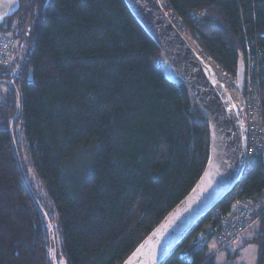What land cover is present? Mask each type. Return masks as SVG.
<instances>
[{
  "label": "trees",
  "instance_id": "obj_1",
  "mask_svg": "<svg viewBox=\"0 0 264 264\" xmlns=\"http://www.w3.org/2000/svg\"><path fill=\"white\" fill-rule=\"evenodd\" d=\"M20 1L0 24L17 42L0 81H13L20 94L14 138L53 226L58 264H124L203 176L206 113L171 77L126 0ZM166 1L225 77L243 73L248 52L264 49V0ZM261 82L264 108V69ZM1 87L0 264H51L46 225L10 132L16 93ZM238 185L264 202V150ZM263 209L259 234L248 240L259 247L257 264H264ZM206 224L205 216L162 264H215L223 248L210 251Z\"/></svg>",
  "mask_w": 264,
  "mask_h": 264
},
{
  "label": "water",
  "instance_id": "obj_2",
  "mask_svg": "<svg viewBox=\"0 0 264 264\" xmlns=\"http://www.w3.org/2000/svg\"><path fill=\"white\" fill-rule=\"evenodd\" d=\"M50 0H47L49 2ZM129 8L154 40L170 65L169 73L191 91L207 116L210 130V156L206 170L193 191L143 241L124 264H162L195 228L242 180L246 163V136L237 107L222 82L200 58L198 52L171 22L160 0H126ZM21 9L20 0H0V24ZM244 84L245 68L238 75ZM17 97V112L10 132L21 177L39 208L50 239L51 264H58L56 237L51 221L37 199L23 170L14 138L21 114L20 94L13 81H0Z\"/></svg>",
  "mask_w": 264,
  "mask_h": 264
},
{
  "label": "built area",
  "instance_id": "obj_3",
  "mask_svg": "<svg viewBox=\"0 0 264 264\" xmlns=\"http://www.w3.org/2000/svg\"><path fill=\"white\" fill-rule=\"evenodd\" d=\"M167 13L180 34L187 42L191 41L193 36L182 19L171 9ZM16 48L17 42L12 33H0V67H7L12 63V52ZM198 54L211 67V56L204 51H199ZM263 58L264 49L257 48L255 52H248L243 85L238 75L222 81L234 105L243 112L247 150L245 168L251 167L264 150V108L259 92L262 83L261 71L264 69ZM224 201L225 206H217L206 215L207 224L203 231L204 234L212 235L222 248L240 239L259 219L258 211L261 209L256 196L244 193L242 185H237ZM262 212L264 213V209Z\"/></svg>",
  "mask_w": 264,
  "mask_h": 264
},
{
  "label": "rangeland",
  "instance_id": "obj_4",
  "mask_svg": "<svg viewBox=\"0 0 264 264\" xmlns=\"http://www.w3.org/2000/svg\"><path fill=\"white\" fill-rule=\"evenodd\" d=\"M161 3L167 12L170 9L168 2L166 0H161ZM12 34H13V32H12ZM189 43L191 45H193V47L195 48L196 51L199 52V50L197 49V47L194 44L193 38H191V41L189 40ZM15 71H16V68L13 69V72H15ZM211 71L213 72V74L217 78H219L220 81H225L228 78H230V77H225L214 63L211 65ZM5 91H6V87L0 88V100L3 97L2 92H5ZM241 123H242V125H244V123H245L243 116L241 117ZM28 170H29L30 177H31L35 187L37 188V190L41 194L40 183L36 179L35 174L31 168L30 164L28 166ZM263 203L264 202L261 201L259 204L263 205ZM260 227H261V224L255 223L248 230L249 232H247L241 239L237 240L236 242L230 244L229 246H227L223 249L218 250L215 253L216 254L215 264H257L258 256H259V247L256 244L249 242L248 240L253 239L254 237H256L259 234ZM205 237H207V235ZM205 240H207V239L203 240L204 241L202 243L203 245L205 243ZM208 243L210 245V251H214V250H217L219 248V245L215 242V240H211L210 242L208 241ZM64 263H66V262L64 261Z\"/></svg>",
  "mask_w": 264,
  "mask_h": 264
},
{
  "label": "bare ground",
  "instance_id": "obj_5",
  "mask_svg": "<svg viewBox=\"0 0 264 264\" xmlns=\"http://www.w3.org/2000/svg\"><path fill=\"white\" fill-rule=\"evenodd\" d=\"M7 20V19H6Z\"/></svg>",
  "mask_w": 264,
  "mask_h": 264
}]
</instances>
